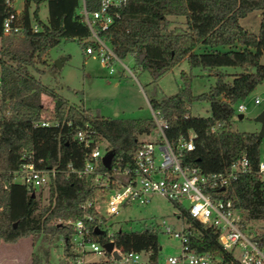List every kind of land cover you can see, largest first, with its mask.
Masks as SVG:
<instances>
[{"label": "trees", "instance_id": "trees-1", "mask_svg": "<svg viewBox=\"0 0 264 264\" xmlns=\"http://www.w3.org/2000/svg\"><path fill=\"white\" fill-rule=\"evenodd\" d=\"M84 1L87 10L96 7V0ZM42 2L46 3V21L38 17ZM29 3L33 4L30 14ZM78 7L79 0H25L19 14L20 31L4 35L1 22L8 8L0 0V241L5 243L39 234L49 240L58 236L67 240L72 229L65 221L82 218L78 204L93 196L94 189L84 179L61 171L67 164L74 169L82 165L84 148L72 137L77 128L87 125L93 130L95 140H104L114 152L112 164L121 165L130 163L142 143L137 135L155 132L151 118L105 117L69 105L30 73L29 68L61 40L81 44L87 38ZM254 10L259 12V25L251 33L239 20ZM118 12L119 17L105 32L117 59L131 56L133 66L146 71L152 81L182 60L189 69L213 75L207 91L192 95L190 75L181 71L177 91L151 97L148 104L162 115L166 123L163 134L170 144L192 134L193 149L182 153L181 162L203 173H218L246 158L248 171L228 184L225 197L248 217L264 219V181L256 174L261 139L256 132L231 129L234 105L264 79V66L259 62L264 53V0H126ZM168 17H182L185 30L167 29ZM31 23L37 31L30 29ZM226 67L238 71L226 73L222 70ZM228 77L231 79L226 80ZM41 94L50 98L51 108L41 105ZM192 101L207 102L209 114L191 116ZM44 117L57 124L35 125ZM25 150H31L43 166L59 170L48 185L46 204L40 207L35 192L8 182V171L18 165ZM185 222L195 230L191 245L226 254L216 241V232L188 217ZM157 231L153 224H145L127 234V244L133 251H150L154 261L159 249ZM95 240L103 242L104 238L96 236Z\"/></svg>", "mask_w": 264, "mask_h": 264}, {"label": "built area", "instance_id": "built-area-1", "mask_svg": "<svg viewBox=\"0 0 264 264\" xmlns=\"http://www.w3.org/2000/svg\"><path fill=\"white\" fill-rule=\"evenodd\" d=\"M16 1L23 4L25 0H4L8 8L1 22L4 35L20 31L19 15L14 8ZM125 3L126 0H96V7L87 10L85 1L79 0L76 12L88 30L87 38L81 42L83 55L96 54L103 67L118 60L105 32L119 17L118 11ZM30 29L37 31L33 23ZM253 102L258 103V100ZM244 109L241 103L234 105V113H242ZM151 119L156 137L142 141L129 164L121 165L117 161L112 164V157L108 168L101 163L102 156L109 151L107 143L95 140L93 130L87 125L75 130L72 137L84 148L82 165L74 169L67 164L61 171L65 175L73 173L84 179L94 189V194L79 202L78 207L83 211L81 219L65 221L72 232L67 240L61 237L67 254L63 264H98L103 258L110 264H264V219L248 217L234 206L230 198L225 197L228 184L248 171L246 158L233 162L224 172L203 173L180 159L183 152L193 149L192 134L187 138L179 137L174 144H170L163 134L166 123L160 112L151 109ZM49 124L57 123L43 118L35 122L41 127ZM102 144L104 153L101 151ZM58 171L56 166H43L41 160L34 159L31 150H25L18 165L8 171V182L21 185L31 193L44 190L47 196L48 185ZM256 174L264 181L263 161L258 162ZM153 197L171 203L182 225L174 230L161 221L162 231L179 241L180 252L162 260L157 255L151 261L150 251H133L128 244L118 243L115 232L107 233V221L119 208L145 206ZM186 217L202 228L216 232V241L226 254L210 253L191 245L190 239L195 236V230L188 227ZM159 226L156 225L157 228ZM95 229L101 233L96 234ZM96 236H102L103 242L95 240ZM107 242L112 244L110 251L103 247ZM112 251L116 257L111 254Z\"/></svg>", "mask_w": 264, "mask_h": 264}, {"label": "rangeland", "instance_id": "rangeland-1", "mask_svg": "<svg viewBox=\"0 0 264 264\" xmlns=\"http://www.w3.org/2000/svg\"><path fill=\"white\" fill-rule=\"evenodd\" d=\"M14 6L19 7L20 2L16 1ZM28 8L31 13L33 4L29 3ZM38 17L46 21L45 2L38 5ZM239 24L248 32L256 33L259 25V12L255 10L248 12L239 20ZM167 29L185 30L184 19L168 17ZM82 50V45L76 40H61L55 47L48 49L42 55V61L35 63L29 71L45 87L52 89L69 105L82 111L90 110L94 114L105 117L151 118L148 99L151 97L158 99L161 96L175 93L181 85V71L190 75L192 95L207 91L214 82L210 71L199 68L189 69L185 60L180 61L152 81L146 71L138 70L133 66L129 55L121 60H113L108 67H103L96 54L84 56ZM195 52H200V47H197ZM55 60H59L58 67L54 65ZM259 62L264 66V53L260 55ZM230 79L228 77L226 80ZM254 99H257L258 103H254ZM40 103L43 107L51 108L50 98L47 95H40ZM237 103L243 104L245 109L242 113H234L231 118V129L239 132H257L259 123L255 121V117L264 108V79L244 100ZM188 111L191 116L205 117L209 114L208 104L205 101H192ZM239 114L242 115L241 118H238ZM155 137L154 133L139 134L137 140L148 141ZM103 146L102 144V153L105 152ZM259 160L264 162V135L259 144ZM34 194L39 207L46 204L47 198L44 190ZM161 221L174 230H178L182 225L181 220L176 218V208L171 203L160 197H153L145 206L130 205L119 208L118 212L107 221V233L115 232L114 236L118 243L123 242L126 245L127 234L130 231L140 230L143 225L149 223L155 227L159 224L157 255L158 259L162 260L166 256L178 255L180 244L176 238L162 231ZM0 244H12L11 246L1 245L0 264H63L67 255L61 236L49 240L48 236L43 234L29 235L18 239L15 243L0 241ZM143 257L141 256L142 259ZM103 260L98 264H110Z\"/></svg>", "mask_w": 264, "mask_h": 264}, {"label": "water", "instance_id": "water-1", "mask_svg": "<svg viewBox=\"0 0 264 264\" xmlns=\"http://www.w3.org/2000/svg\"><path fill=\"white\" fill-rule=\"evenodd\" d=\"M54 65L56 67L59 66V60H55L54 61ZM238 118H241V115H238ZM255 121H257L259 123V130L256 132L257 133V138L261 139L262 136L264 135V108L257 114V116L255 117ZM114 155V152L112 150L107 151L101 158V163L105 168H108L110 165V161L112 159ZM94 232L96 234L101 233V231L95 229ZM111 242H107L103 244V247L105 248L106 251H110L111 250ZM111 254L116 257V254L114 251L111 252Z\"/></svg>", "mask_w": 264, "mask_h": 264}, {"label": "crops", "instance_id": "crops-1", "mask_svg": "<svg viewBox=\"0 0 264 264\" xmlns=\"http://www.w3.org/2000/svg\"><path fill=\"white\" fill-rule=\"evenodd\" d=\"M19 2H20V6H19V7L16 8V7L14 6V8H15V10L17 11L18 15L20 14V12H21V10H22V7H23V4L21 3V1H19ZM14 4H15V3H14ZM28 12H29V14H30L29 8H28ZM228 69H229V70H228ZM222 70H226V71H228V72H229V71H232L233 73L238 71V70L233 69V68H223ZM241 117H242V115H241ZM1 245H2V244H0V247H1ZM3 245H5V244H3ZM3 245H2V246H3ZM6 245H7V246H11L12 244H11V245L6 244ZM6 245H5V246H6ZM1 258H2V257H1ZM1 258H0V259H1Z\"/></svg>", "mask_w": 264, "mask_h": 264}]
</instances>
